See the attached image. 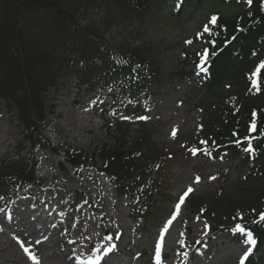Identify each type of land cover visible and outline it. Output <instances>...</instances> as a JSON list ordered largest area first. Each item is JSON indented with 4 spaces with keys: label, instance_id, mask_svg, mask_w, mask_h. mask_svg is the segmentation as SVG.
<instances>
[{
    "label": "rangeland",
    "instance_id": "1",
    "mask_svg": "<svg viewBox=\"0 0 264 264\" xmlns=\"http://www.w3.org/2000/svg\"><path fill=\"white\" fill-rule=\"evenodd\" d=\"M74 8L78 26L95 34L112 50L146 53L159 70L160 80L151 86L142 108L135 109L130 103H118L114 97L116 90L103 81L91 89L81 84L77 74L64 68L56 89L43 93L47 116L41 122L40 131L51 148L39 145L34 148V185L0 198L3 210L0 227L5 230L0 232V241L7 244L9 239L13 240L18 252L33 264L15 237L26 234L22 240L25 246L34 247L30 250L38 259L50 248L68 251L65 231L73 227L76 219L80 220V214L90 217V225L96 226L97 210L89 206L100 202L102 213L109 214L114 212L111 207L114 204L119 207L117 216L125 225L128 241L112 255V264H157L155 247L161 229L178 197L191 185L194 193L164 234L161 247L164 255L159 264H178L175 251L183 256L179 264H239L240 256L253 245L246 242V233L232 229L237 223L264 212V174L254 163L242 166L235 152H221L216 159L204 153L193 156L189 152L191 148H205L200 141H207L203 128L204 107L208 102L203 103L204 92L198 75L205 45L195 34L212 14L232 16L238 8L219 0H202L200 6L185 7L180 13L172 5L164 4L158 12L153 7L140 14L110 0L83 1ZM34 21L35 26L42 27L41 41L48 40L53 26L63 25L56 14L39 9L27 18L26 24L34 25ZM84 39L88 44L93 41ZM189 39L193 40L190 45L185 43ZM72 44L69 42L62 49H67L66 55L76 61V53L71 51L79 48ZM195 58H199L197 66H194ZM210 60L207 54L204 66ZM218 92L225 95L227 85ZM261 103L264 105V99ZM140 115L151 119L136 120ZM121 116H130L132 120L120 119ZM22 134L15 113L0 102V163L28 156L29 147L22 144ZM114 137L119 142L125 141L127 146L138 141L144 146L145 158L152 160L156 189L147 193V199L129 200L117 195L112 176L102 173L100 166L90 164L84 168L64 160L67 147L93 153L104 145H112ZM21 148L24 149L20 152ZM196 175L202 178L199 184L194 183ZM212 176L216 179H209ZM89 177L97 178L101 184L96 197L87 193ZM52 183L59 186L57 197L35 203L40 210H45L38 216L33 203L40 189ZM45 214L49 216L46 221ZM40 238L42 242L36 244ZM171 244L174 248H170ZM76 247L83 249L84 256L89 255L85 244L77 243ZM259 256L255 254L254 259Z\"/></svg>",
    "mask_w": 264,
    "mask_h": 264
},
{
    "label": "trees",
    "instance_id": "2",
    "mask_svg": "<svg viewBox=\"0 0 264 264\" xmlns=\"http://www.w3.org/2000/svg\"><path fill=\"white\" fill-rule=\"evenodd\" d=\"M83 1L89 0H0V102L15 113L23 131L22 144L29 147L27 157L0 163L1 198L35 183L34 148H51L40 131L47 116L43 93L56 89L64 68L77 74L81 84L91 89L103 81L116 90L118 103H130L135 109L142 108L151 86L160 80L159 70L146 53L114 51L95 34L78 26L74 7ZM110 1L140 14L153 7L158 12L164 4L172 5L178 13L185 7L202 4V0H183L179 7L178 0ZM219 1L238 10L232 16L220 14L218 25L212 26L213 32L199 38L211 57L204 66L206 72L198 71L203 103L210 104L204 107L203 130L208 141L204 147L211 151L213 159L222 151L235 152L242 166L254 163L264 174V68L257 72L264 60V0H253L251 6L243 0ZM36 9L56 14L63 24L53 26L47 41L39 38L41 25L35 26V21L34 25L26 24ZM84 38L93 41L84 43ZM69 42L79 48L71 51L76 53V61L66 55L67 49H62ZM198 61L195 58L194 66ZM254 79L259 90L253 85ZM226 85V94H219ZM249 144L254 152L244 151ZM143 147L138 141L127 146L114 137L112 145H104L93 153L67 147L64 160L84 168L90 164L100 166L102 173L112 176L117 195L145 200L147 193L156 189L152 178L156 172L152 160L145 158ZM241 225L252 232L256 240L254 251L260 254L259 259L250 257L246 264H264V221L256 215Z\"/></svg>",
    "mask_w": 264,
    "mask_h": 264
},
{
    "label": "bare ground",
    "instance_id": "3",
    "mask_svg": "<svg viewBox=\"0 0 264 264\" xmlns=\"http://www.w3.org/2000/svg\"><path fill=\"white\" fill-rule=\"evenodd\" d=\"M89 184L86 187L87 193H92L95 197L99 195L101 191V184L97 178L89 177ZM66 183V180L63 181V184ZM59 186L56 183L47 184L42 187L39 192V197H36V200L33 203V208L37 211V215L41 216L45 213V210H40L35 203L40 202H48L49 200H53L56 195V190ZM20 197V196H19ZM99 202L96 206H89V209L97 210V221L96 226L90 225L92 224V220L85 214H80V220H75L73 227L68 228L65 231L66 243L68 244V251H64L63 249L50 248L49 252L46 254H41L39 257V264H81L80 259L78 257L84 256L83 249H78L76 244H85L87 246V251L89 254L91 253L92 246H103L114 245L113 250L100 261V264H112L111 258L114 253L118 251L120 245L124 242L128 241L126 236L125 225L122 224L117 216L119 213V207L112 204V209L114 212L109 214H103V207ZM46 209V208H45ZM44 221L47 220L49 216H46ZM86 221V222H84ZM68 224V223H67ZM67 227V226H66ZM97 229L99 231H95ZM4 228L0 227V232H4ZM21 235V234H20ZM27 235L23 234L21 239H24ZM111 236L112 239L109 241L107 237ZM43 238H40V243ZM70 241H75V243H70ZM200 242V241H199ZM29 243H31L29 241ZM16 244L13 240L9 239L7 244H4V241H0V264H31L29 259H26V255L21 252H18L16 249ZM35 246V245H34ZM174 246L170 245V248ZM34 249V247H31ZM179 256L178 264L182 261V254L175 251L174 255ZM164 255L163 249H161L160 257ZM118 261L117 263H119ZM122 263V262H121ZM35 264V263H33ZM122 264H127L126 262Z\"/></svg>",
    "mask_w": 264,
    "mask_h": 264
},
{
    "label": "snow or ice",
    "instance_id": "4",
    "mask_svg": "<svg viewBox=\"0 0 264 264\" xmlns=\"http://www.w3.org/2000/svg\"><path fill=\"white\" fill-rule=\"evenodd\" d=\"M239 2V0H238ZM243 2L245 4H247L248 6H251L253 4V0H243ZM183 3V0H178L177 3V7H179L181 4ZM221 19L219 14H212L207 23H205L202 27V31H199L195 34V38L199 39L202 38L204 36L205 33H212L213 32V27L212 26H216L218 25L219 20ZM186 44H192L193 40L189 39V40H185ZM212 43L214 44L215 41H212ZM208 50L205 49L204 50V54L202 55V63L200 65H198V67L200 68V72H206V68L204 67V64L206 63V55H207ZM213 54H215L213 52ZM264 68V60L260 61V64L258 66L257 72H259L260 69ZM257 73H253V76H256ZM199 75V73H198ZM253 85L257 86V81L254 79L253 80ZM257 90L258 86H257ZM102 103V102H101ZM113 115H116V112L113 111L112 113ZM253 115L255 116L256 113L254 112ZM120 119L123 120H132V117L130 116H121ZM136 120L139 121H147L149 119H151L150 116H146V115H140V116H136L135 117ZM202 127V125H201ZM255 123H253L252 128L253 130H255ZM176 132L177 130L174 128L172 131V136L173 138H175L176 136ZM247 139V137H246ZM236 143H239V141H235ZM200 143L202 145H206L208 144V141H200ZM245 152H254V149L252 148L251 144L248 145V147H246L244 149ZM189 152L191 155L196 156L198 153H204L208 156H211L212 153L208 148H191L189 149ZM171 158V157H169ZM221 159H223V157H220ZM194 183L199 184L201 182V176L196 175L194 176ZM209 179L211 180H215L216 177L212 176L209 177ZM195 191V189L189 185L186 190L182 193V195H180L178 197V200L174 206V210L172 211L170 218L167 220V222L163 225L162 229H161V233L159 235V238L157 240L156 243V247H155V254H156V260H157V264H159V260H160V252H161V247L164 244L165 241V233H167L169 231V226L173 224V221H175L177 219V216L181 214V210H182V206L186 205V200L190 199L191 194H193ZM0 211H3L2 209H0ZM202 212L204 211L203 209L201 210ZM196 219H199V217H196ZM240 219H243V214L240 215ZM259 219L264 221V212H260L259 213ZM205 227H207V225H205ZM233 232H240V233H246L247 235V240L246 242L249 245H255L256 244V240L253 237V234L251 231L247 230L243 225L237 223L235 225V227L232 229ZM181 235H183V233H181ZM15 239L17 240V242L20 244V246L23 248V251L29 256V258L35 262V264H39V259L37 258L36 254H34L30 249H31V244L25 246V241L22 240L20 237H15ZM107 239L109 241H111L112 237L109 236L107 237ZM36 244H39L40 241L36 240L35 241ZM70 243H75V241H70ZM181 243H183V241H181ZM197 243H199V241H197ZM206 246V244H205ZM114 248V245H111L110 243L108 245H103V246H96L93 247L91 249V253L87 256H82V257H78L80 259L81 264H100V261L102 259H104ZM253 249L252 247L247 248L246 251L243 252V254L240 256L239 258V264H245V260L248 258V256L252 253Z\"/></svg>",
    "mask_w": 264,
    "mask_h": 264
}]
</instances>
